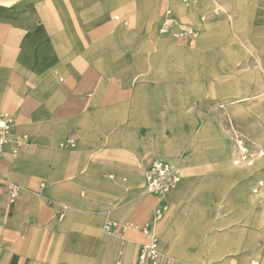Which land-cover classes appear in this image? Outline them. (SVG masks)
Wrapping results in <instances>:
<instances>
[{"label": "crops", "instance_id": "crops-1", "mask_svg": "<svg viewBox=\"0 0 264 264\" xmlns=\"http://www.w3.org/2000/svg\"><path fill=\"white\" fill-rule=\"evenodd\" d=\"M156 1L0 0V118L13 116L14 135L26 137L17 154L13 142L0 157V264H114L120 249V238L115 235H128L133 229H118L115 237H108L103 231L104 223L114 219L120 225H140L136 222L149 218L150 200L140 194L145 171L152 159L177 160L172 157L177 151L176 143L149 116L152 107L159 109L161 122H170L177 115L167 109L162 99L169 86L176 84L179 63L175 61L167 74L166 51L171 43L158 31L163 13L157 20L159 36L152 29L149 14L152 6L161 8ZM220 1L234 8L232 17L237 26H241L243 18L248 19V6L254 2L253 39L248 40L255 43L252 58L264 74V0ZM167 3L168 0L163 2L164 11ZM112 10L144 12L139 24L146 28L132 34H115L125 25L113 16L106 18ZM211 12L207 21L214 23L213 30L203 40H208L219 26L224 29L223 37L229 36V17L218 20L217 14ZM117 16L129 20V25L134 20L133 15ZM242 36L238 33V37ZM181 50L183 57H191V49ZM172 58L176 60L177 56ZM180 66L182 80L190 84L184 95H196L194 70L185 60ZM140 77L145 80L137 83ZM262 96L264 91L254 95L239 93L219 106L232 107ZM169 105L181 106L182 102L179 99ZM239 110L234 108V113ZM211 115L209 112L197 127L195 139L211 128ZM146 132L150 143L143 141ZM258 138L264 141V132ZM70 139L76 141V147L61 148ZM153 151L162 155L150 157L143 164L146 153ZM233 154L232 147L231 154L223 148L214 156L216 173L221 177L234 181L264 170L261 160L253 167H241L249 171L236 169ZM210 159L203 148L191 145L181 165L191 176L193 164L207 165ZM209 181L215 189L220 186L216 179ZM9 183L23 188L15 202L9 198ZM190 183L189 177L186 184ZM256 185L252 189L247 183L238 194L239 208L254 211L245 223L253 228L235 227L233 236L208 238L206 246L199 244L192 253L180 252L183 260L204 264L213 242L224 240L214 245L216 251L222 252L239 244L244 233L259 228L255 214L258 210L263 213L264 208L256 200ZM146 194L144 189L143 196ZM233 222L238 221L222 220L218 227H229ZM166 226L160 230L166 246L162 251L170 256L176 248ZM136 231L139 233L129 242L140 248L148 236ZM122 255L120 262L133 264L131 247ZM136 259L137 255L134 264Z\"/></svg>", "mask_w": 264, "mask_h": 264}, {"label": "rangeland", "instance_id": "rangeland-1", "mask_svg": "<svg viewBox=\"0 0 264 264\" xmlns=\"http://www.w3.org/2000/svg\"><path fill=\"white\" fill-rule=\"evenodd\" d=\"M165 1L157 0L156 4L160 3L161 8L157 9L156 6L153 9L152 6V10H149L150 19H152L151 23H154L152 29L158 36L160 31L159 27V33L157 31V23H159L157 20L162 13V17L165 14L163 4ZM167 4L173 17L179 22L190 28L201 29L203 27V29L195 40H180L171 35L160 33V35L167 38L166 41L169 44L171 43L166 51L168 55L166 59L167 74L169 71H172L175 61L179 63V68L176 69V84L171 87L169 86L170 90H167L168 94L166 92V96L162 97V99L166 100L165 104H168L167 109L176 112L175 114L177 115L171 118L172 121L170 122H161L158 121L159 109L152 107L150 108L149 116L154 123L158 122L159 124L157 125L166 131L169 140L171 139L176 143L177 151L172 157L179 160L181 179L175 190L161 196L147 194L143 196L144 182H142L140 194H142V198L150 200L148 203L150 216L144 222L137 221L136 223L141 226L147 223L154 224L153 234L157 238L160 248L157 264H198L189 260H183L180 252L192 253L194 249L199 247V244L200 246H204L203 243L205 244L208 238H214L217 235L226 234L233 236L236 232L232 229L235 227L253 228L246 226L245 223L248 221L249 213L254 214V211L252 210V212L249 208L245 209L243 206L239 208L240 205L238 206V203L241 200H238V194L247 183H250L253 189L254 185L258 184V181L264 182V170L262 172L253 171L246 177L229 181L216 173V162L213 158L223 148L228 149V151L230 150L231 154L233 147L234 154L231 158H233L235 163L238 162V164H235L236 169L249 171L250 168L247 167L255 166L259 160L264 161L259 154L260 146L264 149V141L258 138V134L264 132V96L258 100L236 103L232 107L221 108L219 106L222 102H229L235 99L234 96L236 94L254 95L264 91V74L261 72V68H258L259 65L255 62V59L252 58L254 56L255 43L248 40L249 38L253 39L251 37V33L253 35V18L251 17L253 7L251 5L248 6V8H251L247 12L248 19H241V26H237L234 24L232 17L234 8H228L227 4L222 3L220 0H194L190 5L185 4L183 0H168ZM210 11H213L211 12L212 14H217L218 20L223 19L225 15L229 17V36L225 35L223 37L224 33L222 31L224 29L219 26V29H216L214 32L212 31L211 37L208 40H203L213 30L212 26L214 23L207 21ZM143 14L144 12L141 11L121 13L117 10H112L106 18L114 17V15H133L134 20L131 25L121 26L115 32V34L118 31L132 34L135 31H142L143 28H146L139 24V20ZM238 33H243V39L242 37H238ZM227 47L229 48L226 50L225 48ZM233 47H237L239 50ZM182 48L191 49V57H183ZM155 49L158 50V48ZM208 55L210 56L208 57ZM174 56H177L176 60L172 58ZM183 60L186 61L191 71L192 69L194 70L196 75L194 81L196 95L191 97L184 95L188 89L186 87L190 86V84H185L182 80L183 76L180 65L183 63ZM256 70L260 71L261 74L255 73ZM144 78L140 77L137 83L145 80ZM179 99L182 102L181 106L169 105L174 104ZM234 108H239L240 110L234 113ZM209 112H212L211 116L213 118L211 128L200 132L195 139V130ZM148 134L149 132H146V137L143 140L146 143H150L151 141ZM238 142H240V145ZM188 144H190L189 146L192 145L193 148H203L211 158L207 165L193 164L191 176L186 174L181 165V159L189 149ZM241 146L246 149L244 153L241 151ZM263 149L261 152L264 154ZM158 155L162 154L154 151L147 152L143 158V164L147 162L148 158ZM248 159L251 161L250 164H246L247 167L241 168L244 165V161ZM261 165L264 166V163ZM258 166L259 163L257 164ZM189 177L191 178V183L186 184V179ZM210 178L216 179V182L220 185L218 189H215V184L211 186L212 181L208 182ZM255 195H258L255 198L258 203L263 204L262 207L264 208V186ZM159 201L165 203L168 209L161 219L155 221L154 213ZM261 212L258 210L255 214L259 228L247 232L249 234L244 233L240 236L241 239L238 235L240 243L238 244L237 242L230 247H226L222 252L216 251L217 248L214 245L220 244L224 240L213 242L204 264H250L253 260L261 261L264 264V212ZM229 219L237 220L238 222H233L229 227H218L222 220L226 221ZM109 221L114 222V219ZM106 224L107 222L103 225L105 235L120 238V249L114 264L120 262L122 254L129 247L132 248L134 264L139 247L138 245L132 247L129 239H132L131 237L139 232L133 229L129 230L128 235L119 233L115 236L109 235L104 230ZM164 226H166V229L172 235L173 245L176 248L175 253L170 256L163 255L162 251V248L166 247L160 232V230L164 229ZM148 241L149 237L142 242ZM120 263L124 264L122 261Z\"/></svg>", "mask_w": 264, "mask_h": 264}, {"label": "built area", "instance_id": "built-area-1", "mask_svg": "<svg viewBox=\"0 0 264 264\" xmlns=\"http://www.w3.org/2000/svg\"><path fill=\"white\" fill-rule=\"evenodd\" d=\"M193 1L194 0H183L187 5H190ZM114 20L123 23L125 26L129 25V20H122L119 16H114ZM202 29L203 27H201V29L190 28L182 22H179L173 17L169 7H166L165 14L159 24V31L161 34L171 35L180 40H195L199 37ZM15 126L16 120L13 116L3 115L0 118V157L10 143H16L17 148L14 150L15 154H17L25 144V136L17 138L14 135ZM75 147L76 141L74 139H70L61 144V148L63 149H73ZM261 158L264 159L263 153H261ZM180 179L179 160L166 161L163 159H152L145 171L144 189L148 195L161 196L164 193L175 190L180 183ZM263 186L264 182L260 181L259 186L256 188V194L259 193V190H261ZM7 190L10 201L15 202L20 197L23 188L19 184L9 183L7 184ZM167 209V206L160 203L154 213L155 221L161 219ZM129 228L139 230L149 237V241L140 246L135 264H157L160 248L158 240L153 234L154 224L147 223L143 226L135 224L120 225L109 221L105 225L104 230L107 234L114 235L118 229L127 230ZM117 264L121 263L119 262ZM250 264L263 263L258 260H253Z\"/></svg>", "mask_w": 264, "mask_h": 264}, {"label": "bare ground", "instance_id": "bare-ground-1", "mask_svg": "<svg viewBox=\"0 0 264 264\" xmlns=\"http://www.w3.org/2000/svg\"><path fill=\"white\" fill-rule=\"evenodd\" d=\"M238 144L240 145V142H238ZM241 148V151L244 153L245 151H246V149L244 148V147H240ZM261 150L259 151V154H260V156H261ZM245 159V158H244ZM250 160L248 159V160H246V161H244V165H246V164H250ZM236 164H238V162H236ZM259 184H260V181L258 182V184L256 185V188L259 186ZM256 188L254 189V194H256ZM166 193H164V195H165ZM160 196V195H159ZM256 196H258V195H256ZM130 250V249H129ZM127 255V254H126ZM126 258V257H125Z\"/></svg>", "mask_w": 264, "mask_h": 264}]
</instances>
